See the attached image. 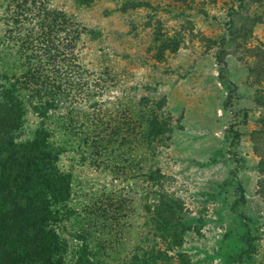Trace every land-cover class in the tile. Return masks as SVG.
<instances>
[{
    "label": "rangeland",
    "instance_id": "1",
    "mask_svg": "<svg viewBox=\"0 0 264 264\" xmlns=\"http://www.w3.org/2000/svg\"><path fill=\"white\" fill-rule=\"evenodd\" d=\"M31 1L0 0V85L29 67L21 35L39 31L38 7L78 29L74 72L62 68L60 88L15 84L25 105L55 104L44 119L27 108L20 137L44 125L61 149L71 214L54 229L64 264L83 241L98 264L154 247L180 250L188 264H264V0ZM15 14L21 35L5 38ZM151 112L166 128L157 139Z\"/></svg>",
    "mask_w": 264,
    "mask_h": 264
},
{
    "label": "trees",
    "instance_id": "2",
    "mask_svg": "<svg viewBox=\"0 0 264 264\" xmlns=\"http://www.w3.org/2000/svg\"><path fill=\"white\" fill-rule=\"evenodd\" d=\"M253 1L240 0L239 8L250 6ZM31 2L33 5L36 3L35 0ZM31 11L32 9L27 10L30 19L35 17V13ZM36 14H43L39 31L34 32L31 27L28 28L30 31L26 29V35H21L16 14L10 18L11 25L5 31L8 37H4L8 39L22 36V45H26L24 48L20 46L22 55L26 53L29 56V67L21 76L14 78L15 84L21 89L33 90L36 85L50 82L60 88L61 82L58 80L62 68H66L68 74L74 72L76 56L72 52L71 43L78 29L68 26V20L63 16L53 15L44 7H38ZM242 21L244 28L247 26L249 30L255 26L250 17H242ZM60 33H64V43ZM236 33L239 34V29ZM222 44L220 43L219 54L222 53ZM27 46H33V49L30 50ZM34 48H41L43 54L39 55ZM56 62L62 67L53 73H45L44 65L53 63L56 66ZM218 64L223 84L232 95L234 86L222 76L224 68L221 58ZM15 84L0 85V264H64L69 255L67 243L54 229L57 223L63 222L64 216L71 214L67 207L70 199L69 176L57 167L61 149L44 125L36 129L31 138L20 137L27 108L44 119L55 108V104L48 99L25 105ZM33 94L38 95V91ZM150 114L149 133L153 139H157L166 130L165 124L153 112ZM238 190L241 193L239 202L242 203L243 189L239 187ZM169 210L173 211L175 207L171 206ZM172 234L168 235L178 244L177 240L180 241L181 235L173 237ZM76 237L81 238L79 235ZM89 253V246L83 241L75 254V264H98ZM175 259L178 264H188V258L180 250H175L170 257L166 249L162 251L160 247H154L148 251L140 249L139 253L132 255L123 264H174Z\"/></svg>",
    "mask_w": 264,
    "mask_h": 264
}]
</instances>
